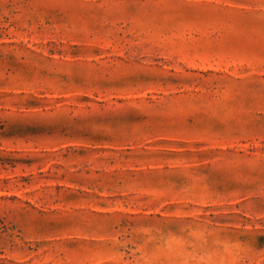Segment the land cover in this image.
<instances>
[{
  "label": "rangeland",
  "instance_id": "rangeland-1",
  "mask_svg": "<svg viewBox=\"0 0 264 264\" xmlns=\"http://www.w3.org/2000/svg\"><path fill=\"white\" fill-rule=\"evenodd\" d=\"M0 264H264V0H0Z\"/></svg>",
  "mask_w": 264,
  "mask_h": 264
}]
</instances>
